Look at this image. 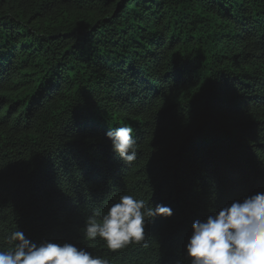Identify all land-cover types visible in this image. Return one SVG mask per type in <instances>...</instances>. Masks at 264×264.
I'll return each mask as SVG.
<instances>
[{
	"label": "trees",
	"instance_id": "obj_1",
	"mask_svg": "<svg viewBox=\"0 0 264 264\" xmlns=\"http://www.w3.org/2000/svg\"><path fill=\"white\" fill-rule=\"evenodd\" d=\"M130 123L125 166L104 135ZM264 186V0H0V243L18 228L112 264H187L195 219ZM173 209L113 254L120 195Z\"/></svg>",
	"mask_w": 264,
	"mask_h": 264
},
{
	"label": "clouds",
	"instance_id": "obj_2",
	"mask_svg": "<svg viewBox=\"0 0 264 264\" xmlns=\"http://www.w3.org/2000/svg\"><path fill=\"white\" fill-rule=\"evenodd\" d=\"M104 135L123 165L132 166L138 158L136 129L124 123L108 126ZM173 214L169 205L149 206L145 199L122 194L103 213L92 210L83 222L82 237L89 242L103 241L113 254L130 246L146 248L148 222ZM183 260L187 264H264V186L204 219L193 220ZM0 264H112V261L68 240L34 241L18 228L3 236ZM177 264H182V260Z\"/></svg>",
	"mask_w": 264,
	"mask_h": 264
}]
</instances>
